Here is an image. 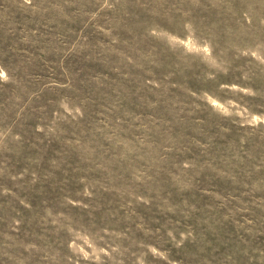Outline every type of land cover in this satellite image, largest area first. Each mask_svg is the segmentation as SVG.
Returning a JSON list of instances; mask_svg holds the SVG:
<instances>
[{"label":"rangeland","instance_id":"374dc122","mask_svg":"<svg viewBox=\"0 0 264 264\" xmlns=\"http://www.w3.org/2000/svg\"><path fill=\"white\" fill-rule=\"evenodd\" d=\"M0 264H264V0H0Z\"/></svg>","mask_w":264,"mask_h":264}]
</instances>
